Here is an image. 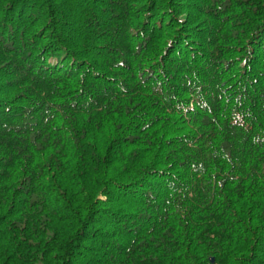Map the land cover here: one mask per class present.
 Returning <instances> with one entry per match:
<instances>
[{
	"label": "trees",
	"instance_id": "16d2710c",
	"mask_svg": "<svg viewBox=\"0 0 264 264\" xmlns=\"http://www.w3.org/2000/svg\"><path fill=\"white\" fill-rule=\"evenodd\" d=\"M0 264H264V0H0Z\"/></svg>",
	"mask_w": 264,
	"mask_h": 264
}]
</instances>
